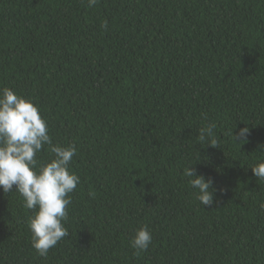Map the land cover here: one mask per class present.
<instances>
[{
	"label": "trees",
	"instance_id": "trees-1",
	"mask_svg": "<svg viewBox=\"0 0 264 264\" xmlns=\"http://www.w3.org/2000/svg\"><path fill=\"white\" fill-rule=\"evenodd\" d=\"M4 87L38 106L53 145L75 144L80 182L47 256L34 212L0 190V264H264L251 170L264 162V0H0ZM209 123L219 148L198 139ZM189 166L214 181L213 205Z\"/></svg>",
	"mask_w": 264,
	"mask_h": 264
},
{
	"label": "clouds",
	"instance_id": "clouds-1",
	"mask_svg": "<svg viewBox=\"0 0 264 264\" xmlns=\"http://www.w3.org/2000/svg\"><path fill=\"white\" fill-rule=\"evenodd\" d=\"M87 2L89 7H94L98 0ZM102 27L107 28V22ZM215 127L214 123L202 127L198 139L219 148L214 138ZM231 134L236 142L247 141L250 128L243 127ZM45 146L53 158L46 162L38 161L37 154ZM76 154L75 144L53 145L47 121L32 100L18 95L11 88L0 89V190L19 193L23 207L34 212L28 227L32 234V247L40 256H47L51 248L69 235L64 226L68 206L72 202L69 194L80 182L79 176L70 170ZM251 170L258 180H264V162L252 166ZM184 175L191 178L189 184L196 190V199L203 206L215 203L216 190L212 179L197 174L191 166L185 169ZM152 240V233L145 225L136 230L131 245L139 255L148 250Z\"/></svg>",
	"mask_w": 264,
	"mask_h": 264
}]
</instances>
